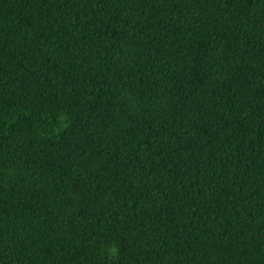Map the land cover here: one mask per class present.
<instances>
[{
	"label": "trees",
	"instance_id": "1",
	"mask_svg": "<svg viewBox=\"0 0 264 264\" xmlns=\"http://www.w3.org/2000/svg\"><path fill=\"white\" fill-rule=\"evenodd\" d=\"M0 264H264V0H0Z\"/></svg>",
	"mask_w": 264,
	"mask_h": 264
},
{
	"label": "clouds",
	"instance_id": "2",
	"mask_svg": "<svg viewBox=\"0 0 264 264\" xmlns=\"http://www.w3.org/2000/svg\"><path fill=\"white\" fill-rule=\"evenodd\" d=\"M116 251H117V250H116L115 248H112V249H111V253H112L113 256L116 255Z\"/></svg>",
	"mask_w": 264,
	"mask_h": 264
}]
</instances>
